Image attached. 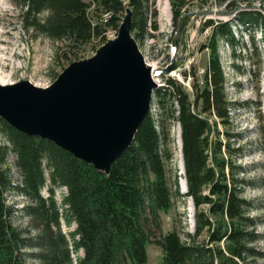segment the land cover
Returning <instances> with one entry per match:
<instances>
[{
    "label": "trees",
    "instance_id": "trees-1",
    "mask_svg": "<svg viewBox=\"0 0 264 264\" xmlns=\"http://www.w3.org/2000/svg\"><path fill=\"white\" fill-rule=\"evenodd\" d=\"M91 1L95 21L89 14L91 4L84 0H21L25 29L43 34L53 44L55 57L68 61L78 59L83 48L93 41L94 49L106 43L105 32L108 28L118 29L126 1L131 10L130 31H135L136 39L151 34L148 28H156L147 24L151 15L148 0ZM169 2L177 27L186 0ZM42 12L46 15L38 17ZM236 21L244 26L258 25L264 45V14L257 10L242 11ZM231 22L215 23L209 19L205 23L213 25L203 46L209 49V57L204 85L201 89L194 85L193 99L171 77L153 89L159 105L168 96H172L176 105L170 119L180 126L187 191H179L176 174L173 194L191 198L195 207V232L188 234L185 241L175 229L161 233L160 213L173 205L165 169L171 155L162 116L155 118L147 113L132 141L108 172L75 157L49 139L21 132L0 116L3 140L0 142V264H26L21 250L25 243L9 221L11 211L5 200L6 191L18 188L7 164L11 154L21 176V192L35 201V205L28 207L30 213L41 216L47 231L58 228L60 218L66 224L75 223L69 240L63 235L59 242L65 247L69 242L74 251H83L75 264H144L146 247L151 243L159 246L163 264H237L234 258L242 257L245 242L254 237L242 228L245 220L242 210L249 202L239 197L236 181L226 177L224 170L229 162L217 156L221 146H213L209 139L212 124L208 117L213 114L224 124L229 118L232 103L227 101L224 90L218 40L234 41ZM60 187L65 188L60 196L61 212L54 200V190ZM43 188L47 196L41 194ZM203 205L207 211L201 208ZM217 215L218 219L211 220V216ZM204 228L208 240H196ZM222 239L227 241L223 247L217 245ZM66 248L63 254L68 257ZM66 261L70 263L67 258L59 264Z\"/></svg>",
    "mask_w": 264,
    "mask_h": 264
},
{
    "label": "rangeland",
    "instance_id": "rangeland-1",
    "mask_svg": "<svg viewBox=\"0 0 264 264\" xmlns=\"http://www.w3.org/2000/svg\"><path fill=\"white\" fill-rule=\"evenodd\" d=\"M84 1L91 4L89 14L95 21L94 4L91 0ZM126 2L118 29L108 28L105 32L106 43L94 49L93 41L83 48L78 59L67 61L55 57L54 46L47 37L31 29H25L23 15L25 8L20 6L21 0H0V86L24 85L45 90L58 81L70 77L72 70L78 66L77 62L91 60L98 48L120 38V31L129 22V15L131 18V10ZM148 5L151 15L147 17V24L155 25L156 28H148L151 34L138 36L137 39L134 37L135 31L129 29L128 43L135 45L148 67L152 65L155 69H159L174 61L177 75H160L156 81V88L162 86L167 77H171L190 94V99H193L194 85L198 89L204 85L203 77L208 63L209 49L203 46L207 43L213 26L205 25L206 21L209 19L214 20L215 23L232 21L230 28L234 41L230 43L224 38L218 40L224 90L227 101L232 104L225 124L213 114L208 116L212 124L209 139L213 146L218 144L221 146L217 156L229 162L224 170L226 177L229 181H236L239 197L249 202V205L242 210L245 217L242 228L252 233L254 237L245 242L246 248L242 252V257L234 260L237 264H264V45L258 25L244 26L236 21L239 12L257 10L246 9L243 6H264V0H186L181 15L184 12L187 14L179 32L173 23L169 0H148ZM237 5L242 8L231 15L223 17L197 15L198 12L208 9L232 11ZM257 11L264 14L263 9ZM45 15L46 13L42 12L38 17L43 18ZM175 39L178 42L177 47ZM153 95L152 92L148 112L155 118L162 116L168 132L167 147L171 155L165 162V169L173 205L167 212L160 213L161 233L165 234L175 229L185 241L188 234L195 232L196 222L195 207L191 198L173 194L174 176L177 174L179 177L178 185L181 193L183 191L180 179L184 178V173L181 175L178 168L179 147L176 132L178 130L180 132V126L170 119V114L176 109V105L172 102L174 101L172 96L162 99L163 104L159 105L158 99ZM202 115L207 116L204 113ZM2 141L0 136V142ZM7 164L11 168L12 179L18 188L6 191L5 200L11 211L9 221L25 243L21 245V250L24 252L26 264H57L56 262L59 264L67 258L70 259V263L66 261L65 264H75L77 257L82 256L83 251L81 249L74 251L69 242L67 248L60 244L63 235L69 240V232L75 229V223L66 224L60 218L59 227L47 231L41 216L28 210L30 205H35V201L20 190L21 176L14 166L13 154L10 155ZM94 164L106 171L105 165L98 162ZM62 191H65L64 187L54 190V200L59 212L62 211L60 206ZM41 194L47 196L45 188L42 189ZM201 208L207 211L206 206L203 205ZM216 218L218 219L219 215L211 216L213 221ZM196 240H208L207 228L200 231ZM226 243L227 241L222 239L217 245L223 247ZM65 248L68 250V257L63 254ZM146 252L147 261L144 264H163L159 246L154 243L148 244Z\"/></svg>",
    "mask_w": 264,
    "mask_h": 264
},
{
    "label": "water",
    "instance_id": "water-1",
    "mask_svg": "<svg viewBox=\"0 0 264 264\" xmlns=\"http://www.w3.org/2000/svg\"><path fill=\"white\" fill-rule=\"evenodd\" d=\"M240 8L242 7L237 5L232 11L208 9L197 15L223 17ZM243 8L264 10L263 5H245ZM186 14L184 12L180 16L177 32L180 31ZM130 19L129 15L127 31L130 29ZM118 40L120 49L116 52L76 68L70 77L58 81L48 89L37 90L24 85L0 86V105L7 106L6 113L0 112V116L21 132L49 139L75 157L94 164L77 154L78 151L93 148L104 154L113 150L119 144L120 134L146 108L129 141L108 166L103 164L108 172L112 163L130 144L149 111L151 95L156 88L154 78L162 74L170 75L177 68L172 61L165 67L152 70L132 54L131 44L121 31ZM177 45L175 39V46ZM19 124L24 127H19ZM59 142H64L67 146ZM186 191L185 180L183 192Z\"/></svg>",
    "mask_w": 264,
    "mask_h": 264
},
{
    "label": "bare ground",
    "instance_id": "bare-ground-1",
    "mask_svg": "<svg viewBox=\"0 0 264 264\" xmlns=\"http://www.w3.org/2000/svg\"><path fill=\"white\" fill-rule=\"evenodd\" d=\"M124 28L121 29V33L125 34V37L128 40V31H127V25L123 26ZM119 46V40L110 43V44H105L104 46H101L100 48H98L96 54L94 55V57L86 62L79 64H76L78 66H75V69L78 67H81L87 63L90 62H94V61H98L101 59H104L105 57H107L109 54L116 52L118 49H120ZM130 50L132 52V54L139 60L142 61V57L140 56V53L138 51V49L135 47V45L132 43ZM150 69L152 70H156L154 67H152V65L149 66ZM75 69H73L72 71H74ZM171 75H177L176 70L171 72ZM158 77L154 78L155 81H157ZM6 108L7 106L4 105H0V112H5L6 113ZM146 110V108H144L134 119H132V121L128 124V126L125 128V130L120 134L119 136V144L111 151L106 152L104 154H100L99 152H96L95 149L93 150H83V151H78L75 152L77 154H79L80 156L84 157L85 159L91 160L93 162H98L101 164H105L106 166L109 165V163L112 161V159L116 156L117 152L125 145V143H127L129 141V139L131 138L133 131L135 129V126L137 124V122L139 121L140 117L142 116V114L144 113V111ZM19 127H24L23 125H18ZM176 141H177V145L179 147V155H178V168H179V172L181 175H183V163H182V159H181V152H180V132L179 130L176 132ZM59 144L61 145H65L67 146L64 142H59ZM100 144V143H99ZM98 145V144H97ZM96 145V146H97ZM101 151V150H100ZM104 166V165H103ZM180 184L182 187V191H184V186H185V179L181 178L180 179Z\"/></svg>",
    "mask_w": 264,
    "mask_h": 264
}]
</instances>
